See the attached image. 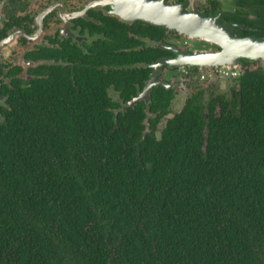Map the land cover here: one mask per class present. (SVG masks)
Returning a JSON list of instances; mask_svg holds the SVG:
<instances>
[{"label": "trees", "instance_id": "16d2710c", "mask_svg": "<svg viewBox=\"0 0 264 264\" xmlns=\"http://www.w3.org/2000/svg\"><path fill=\"white\" fill-rule=\"evenodd\" d=\"M236 1L258 17L239 36L264 38V0ZM100 79L17 94L0 128V264H264V69L230 98L190 99L160 138L135 134L142 108L116 117Z\"/></svg>", "mask_w": 264, "mask_h": 264}, {"label": "flooded vegetation", "instance_id": "af4514ba", "mask_svg": "<svg viewBox=\"0 0 264 264\" xmlns=\"http://www.w3.org/2000/svg\"><path fill=\"white\" fill-rule=\"evenodd\" d=\"M109 1L0 0V128L18 101L17 94L35 82L43 91L70 84L79 93H91L89 83L94 73L100 74L116 117H127L130 108H142L143 128L135 134L143 138H160L167 122L190 99L208 103L213 96H225L220 81L232 80L230 88L237 89L235 79L240 76L220 75L215 71L220 67L186 65L187 56L215 52L218 46L145 20L124 19ZM166 1L188 14L218 18L232 26L238 38H255L239 36L242 30H252L243 23L258 17L236 0ZM194 41L199 48L191 47ZM243 66L244 71L263 68L247 61ZM162 94V101L170 99L164 115L152 109ZM178 99L181 110L175 113L171 106L179 104Z\"/></svg>", "mask_w": 264, "mask_h": 264}, {"label": "water", "instance_id": "95a60500", "mask_svg": "<svg viewBox=\"0 0 264 264\" xmlns=\"http://www.w3.org/2000/svg\"><path fill=\"white\" fill-rule=\"evenodd\" d=\"M115 13L127 20H145L165 26L182 34L218 46L215 52H200L185 58L186 65L212 70L222 68L244 72L243 62L259 63L264 69V38L241 39L232 26L218 18L188 14L182 6L170 5L166 0H110ZM151 84H149V87ZM139 98L133 100L134 105Z\"/></svg>", "mask_w": 264, "mask_h": 264}, {"label": "rangeland", "instance_id": "374dc122", "mask_svg": "<svg viewBox=\"0 0 264 264\" xmlns=\"http://www.w3.org/2000/svg\"><path fill=\"white\" fill-rule=\"evenodd\" d=\"M190 43H191V47H194L195 49L199 48V46H200V44L198 42H195V41L194 42H190ZM220 83H221V86L223 88V91H222L223 93H221V94H224L225 96L230 98L231 97V90L230 89L233 90V88H230V87L234 86L233 85L234 81H232V80H227V81L226 80H222V81H220ZM177 102L179 104H175V102H173L172 106H171L172 111H174L175 113H177V112H179L181 110V106H179V105L182 104V102L179 99H178ZM183 102H184V99H183Z\"/></svg>", "mask_w": 264, "mask_h": 264}, {"label": "built area", "instance_id": "2783aa9c", "mask_svg": "<svg viewBox=\"0 0 264 264\" xmlns=\"http://www.w3.org/2000/svg\"><path fill=\"white\" fill-rule=\"evenodd\" d=\"M217 73H220V75H225V76H232L234 78H237L240 76V72L233 70H227V69H216L215 70Z\"/></svg>", "mask_w": 264, "mask_h": 264}]
</instances>
